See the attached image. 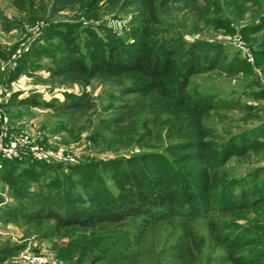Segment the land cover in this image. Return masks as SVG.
<instances>
[{
  "label": "rangeland",
  "instance_id": "1",
  "mask_svg": "<svg viewBox=\"0 0 264 264\" xmlns=\"http://www.w3.org/2000/svg\"><path fill=\"white\" fill-rule=\"evenodd\" d=\"M125 1L63 6L58 0H0V86L7 88L0 114L8 118L7 125L0 124V147H14L23 156L0 158V264H22L19 255L25 250L52 252L57 264H234L226 260L228 249L220 241L224 223L264 229V206L219 212L208 207L213 202L207 197L204 209L189 211L185 218L151 220L150 213H138L92 229L60 227L55 217L44 215L85 207L84 198L93 189L74 174L81 184L65 186L61 193L47 187L49 177L78 165L157 153L170 160L208 156L200 178L189 176L188 183H210L214 189L208 195L221 201H231L233 186L234 194L248 187L264 191V0H156L159 23L151 27L161 40L158 45L170 47L179 60L187 55L199 59L186 88L191 99L209 104L196 113L199 129L190 127L194 117L188 111L167 98L136 92L129 75L98 72L85 79L58 73L60 52L17 73L20 59L33 46L67 51L61 39H49L53 27L63 36L79 37L86 53L92 51L84 44L89 41L86 28L101 31L105 40L110 31L134 44L135 9L125 7ZM20 134L30 135L31 142L11 144L15 139L10 135ZM174 143L186 146L182 154L170 150ZM35 146L49 157L40 161L32 153ZM7 161L46 170L20 180L22 195L15 197L2 180ZM102 177L114 195L125 190L110 171ZM78 193L82 199L75 198ZM6 250H13L12 256Z\"/></svg>",
  "mask_w": 264,
  "mask_h": 264
},
{
  "label": "trees",
  "instance_id": "2",
  "mask_svg": "<svg viewBox=\"0 0 264 264\" xmlns=\"http://www.w3.org/2000/svg\"><path fill=\"white\" fill-rule=\"evenodd\" d=\"M63 1L58 0L63 6L68 2L69 4L77 2L85 4L83 0ZM119 2L120 0H117L116 3ZM155 3L156 0H126L124 2L125 7L135 9L134 22L138 24V28L132 34L136 37L134 44H130L124 38L114 36L110 31L107 33L110 40H105V35L101 31L86 28L83 34L89 41L87 40L84 44L92 47L91 53L89 50L86 53L81 49L82 40L78 39L79 37L63 36L62 32L53 27L50 29L52 35L49 39H61L67 51L54 50V47L48 46L41 48L33 46L28 53L24 54L22 60L20 59L17 73L27 72L29 66L34 68L36 60L42 56L49 54L56 56L60 52L62 55L56 57L59 65L58 73L74 74L75 78L85 79L98 72L111 76L129 75L135 81L134 90L136 92H155L167 98L172 106L188 111L190 117H194L192 119L194 122L190 127L199 129L201 124L196 113L201 112L209 104L201 99H191L186 92L190 76L194 68L198 66L199 59L187 55L188 57L185 56L179 60L176 57L177 53L170 47L164 48V44L158 45L161 40L155 39L156 34L151 27V24L159 23L155 13ZM76 40L77 45H75ZM200 134L201 132H198L197 136L200 137ZM254 147L263 148L261 144H254ZM185 149L186 146L183 143H174L170 148L176 155L182 154ZM207 162L208 156L200 158L184 154L170 160L167 156L157 153L139 155L127 160L116 159L71 167L68 172H63L58 177H49L47 187L61 193L65 186L76 189L81 183L73 176L78 174L83 184L86 182L88 185H93L92 193H88L86 198L83 197L85 207L69 209L62 214L50 210L44 215L55 217L60 227L75 226L80 229H92L100 223L120 220L126 215L133 216L138 213H150L151 220L176 215L185 218L190 212L204 209L206 205L202 201H205L206 197L213 202L209 203L208 207L219 212L264 206V198H261L264 196V191L260 188L257 192H253L248 187L234 194L235 186H233L230 190L231 201H221L216 194L208 195L214 189L210 183H201L197 187L190 185L188 177L200 178V169ZM19 165L7 161L2 166V180L13 190L15 197L22 195L20 180L29 177L35 179L46 170L45 166H37L38 164H28L26 167ZM25 171L29 173L24 175ZM107 171H110L125 189L122 193L114 195L109 190L102 177ZM191 186L193 191L188 188ZM75 198H81L79 193L75 194ZM192 202L195 203L194 207H192ZM222 231L226 232L220 237V241L228 249L227 261L234 264H264V229L229 221L224 223ZM86 251L87 249H83L81 259ZM3 253L12 256L13 250H6Z\"/></svg>",
  "mask_w": 264,
  "mask_h": 264
},
{
  "label": "built area",
  "instance_id": "3",
  "mask_svg": "<svg viewBox=\"0 0 264 264\" xmlns=\"http://www.w3.org/2000/svg\"><path fill=\"white\" fill-rule=\"evenodd\" d=\"M11 86H15L14 83L11 84ZM16 87V86H15ZM19 89L18 91L23 90L22 86H17ZM7 95V88L5 86H0V98ZM0 124L2 126H5L8 124V118L4 115L0 114ZM7 135L1 136V139L6 137ZM10 139H15L11 144L15 145L16 142H31V136L28 134H20L17 138L13 135H10ZM0 152H3V156L0 155V158L7 159V160H14L17 158L22 159V154L18 153L13 148H7L2 149L0 147ZM32 153L37 155L39 157V160H45L49 157L50 153L44 150L41 146H35L33 147ZM19 260L22 262V264H57V260L52 252H45V253H33L29 250H25L19 255Z\"/></svg>",
  "mask_w": 264,
  "mask_h": 264
}]
</instances>
